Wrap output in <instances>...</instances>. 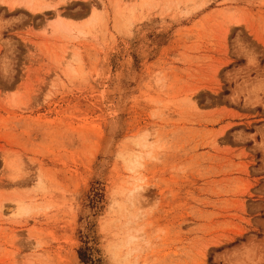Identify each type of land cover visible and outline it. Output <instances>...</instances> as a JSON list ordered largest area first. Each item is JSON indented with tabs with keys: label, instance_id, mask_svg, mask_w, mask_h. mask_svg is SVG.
Masks as SVG:
<instances>
[{
	"label": "rangeland",
	"instance_id": "rangeland-1",
	"mask_svg": "<svg viewBox=\"0 0 264 264\" xmlns=\"http://www.w3.org/2000/svg\"><path fill=\"white\" fill-rule=\"evenodd\" d=\"M0 264H264V0H0Z\"/></svg>",
	"mask_w": 264,
	"mask_h": 264
}]
</instances>
